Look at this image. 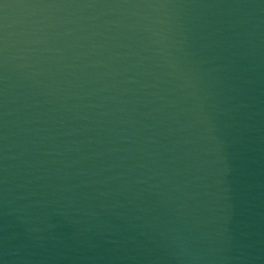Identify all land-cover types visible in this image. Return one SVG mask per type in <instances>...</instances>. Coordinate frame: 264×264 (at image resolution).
Returning a JSON list of instances; mask_svg holds the SVG:
<instances>
[{
  "label": "water",
  "instance_id": "95a60500",
  "mask_svg": "<svg viewBox=\"0 0 264 264\" xmlns=\"http://www.w3.org/2000/svg\"><path fill=\"white\" fill-rule=\"evenodd\" d=\"M0 264H264V0H0Z\"/></svg>",
  "mask_w": 264,
  "mask_h": 264
}]
</instances>
